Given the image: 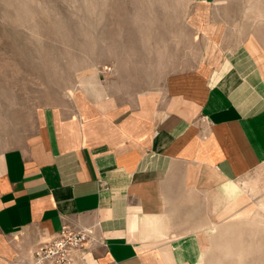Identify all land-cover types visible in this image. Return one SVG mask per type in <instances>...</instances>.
I'll list each match as a JSON object with an SVG mask.
<instances>
[{
    "label": "crops",
    "instance_id": "1",
    "mask_svg": "<svg viewBox=\"0 0 264 264\" xmlns=\"http://www.w3.org/2000/svg\"><path fill=\"white\" fill-rule=\"evenodd\" d=\"M105 87L46 106L3 151L0 257H33L67 225L89 232L76 264H200L222 187L264 163L263 65L246 45L207 50L160 88L127 98Z\"/></svg>",
    "mask_w": 264,
    "mask_h": 264
},
{
    "label": "rangeland",
    "instance_id": "2",
    "mask_svg": "<svg viewBox=\"0 0 264 264\" xmlns=\"http://www.w3.org/2000/svg\"><path fill=\"white\" fill-rule=\"evenodd\" d=\"M202 6L199 0H0V156L35 130L46 106L66 102L95 72L129 98L196 66L207 50L215 56L246 45L264 68V0ZM200 12L208 24L202 30ZM238 183L244 202L234 209L226 200L216 203L199 230L202 264H264V163ZM19 248L0 264H32L27 247Z\"/></svg>",
    "mask_w": 264,
    "mask_h": 264
},
{
    "label": "built area",
    "instance_id": "3",
    "mask_svg": "<svg viewBox=\"0 0 264 264\" xmlns=\"http://www.w3.org/2000/svg\"><path fill=\"white\" fill-rule=\"evenodd\" d=\"M88 241L87 230L65 225L54 238L44 242L35 250L31 263L76 264L77 252L85 250Z\"/></svg>",
    "mask_w": 264,
    "mask_h": 264
},
{
    "label": "bare ground",
    "instance_id": "4",
    "mask_svg": "<svg viewBox=\"0 0 264 264\" xmlns=\"http://www.w3.org/2000/svg\"><path fill=\"white\" fill-rule=\"evenodd\" d=\"M208 39V38H207ZM213 45V44H212ZM255 47V46H254ZM253 48V47H252ZM212 49V48H211ZM222 57V56H221ZM220 60V59H219ZM224 61V60H223ZM264 64V63H263ZM220 67V66H219ZM218 69V68H217ZM214 70V69H213ZM213 72V71H212ZM83 82H85V85H84V88L85 89H89L91 92H93V93H96L97 95H103V93H105V91H106V87H105V85H103L102 83H100V81H99V79L97 78V73L95 72L90 78H88V79H85ZM162 94V93H161ZM164 100H166V99H164ZM162 105H164V104H162ZM180 119V118H179ZM262 119H263V117H262ZM1 162V161H0ZM244 181V180H243ZM252 181V180H251ZM238 182V181H237ZM253 182V181H252ZM242 183V182H241ZM241 185V184H240ZM240 185L239 184H237L235 181H232V182H228L227 184H225L223 187H222V191H223V193L225 194V196L227 197V200H228V205H230L229 207L230 208H237L238 207V205L240 204V203H243L244 202V200H245V198L244 199H241V198H239V199H237L238 197H240L241 196V194L243 193L242 192V188L240 187ZM257 193V192H256ZM235 199H237V200H235ZM241 199V200H240ZM226 203V202H225ZM224 203V204H225ZM223 204V205H224ZM262 206L264 207V204H262ZM217 207V206H216ZM214 208V207H213ZM218 209H223V208H218ZM217 209V210H218ZM214 212V211H213ZM216 212V211H215ZM219 213V212H218ZM251 213V212H250ZM216 216L218 215V214H215ZM217 219V218H216ZM253 228V227H252ZM253 230H254V228H253ZM253 230H251V232L253 233ZM249 231V230H248ZM209 232V231H208ZM242 232V231H241ZM230 233V232H229ZM248 233V232H247ZM222 234V233H221ZM225 234H228V233H225ZM249 234H251V233H249ZM254 234H255V232H254ZM234 235H236V234H234ZM222 236H223V234H222ZM227 236V235H226ZM229 236V235H228ZM243 236V235H242ZM252 236V235H251ZM255 236V235H254ZM208 237V236H207ZM230 237H233V236H230ZM236 237V236H235ZM223 238V237H222ZM234 238V237H233ZM242 239V238H241ZM210 240V239H209ZM229 240V239H228ZM239 239H237L236 240V242L238 241ZM227 241V240H226ZM226 241H224V242H226ZM232 241H233V239H232ZM223 242V241H222ZM228 242V241H227ZM239 242H241L240 240L238 241V243ZM250 242V241H249ZM251 242H253V241H251ZM251 242H250V244H251ZM230 243V242H229ZM247 243V242H246ZM255 243V242H254ZM253 243V244H254ZM220 244V243H219ZM221 245V244H220ZM223 246H225V244L224 245H222V247L221 248H223ZM227 247H228V245H226ZM229 246H231V245H229ZM247 246H248V244H247ZM250 246V245H249ZM251 246H252V244H251ZM180 247V246H179ZM178 247V248H179ZM217 248V247H216ZM225 248V247H224ZM230 248V247H229ZM246 248V247H245ZM249 248V247H248ZM251 248H253V247H251ZM250 248V249H251ZM219 249V248H218ZM249 249V250H250ZM247 250V249H246ZM224 251V250H223ZM228 251V253H229V250H227ZM248 251V250H247ZM251 251V250H250ZM253 251V250H252ZM251 251V252H252ZM205 252V251H204ZM221 252H222V249H221ZM230 252H231V250H230ZM250 252V253H251ZM240 253V252H239ZM246 253V252H245ZM247 253H249V252H247ZM225 254V253H224ZM226 255V254H225ZM228 255V254H227ZM201 256H203V255H201ZM201 258V257H200ZM200 264H202V262H200Z\"/></svg>",
    "mask_w": 264,
    "mask_h": 264
}]
</instances>
